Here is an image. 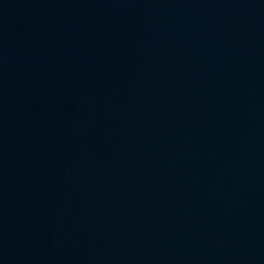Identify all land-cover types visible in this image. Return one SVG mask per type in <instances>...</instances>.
<instances>
[{
  "label": "water",
  "instance_id": "1",
  "mask_svg": "<svg viewBox=\"0 0 264 264\" xmlns=\"http://www.w3.org/2000/svg\"><path fill=\"white\" fill-rule=\"evenodd\" d=\"M0 264H264V0H0Z\"/></svg>",
  "mask_w": 264,
  "mask_h": 264
}]
</instances>
